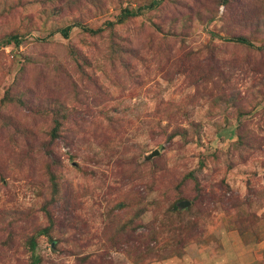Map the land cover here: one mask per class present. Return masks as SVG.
<instances>
[{"label":"rangeland","instance_id":"1","mask_svg":"<svg viewBox=\"0 0 264 264\" xmlns=\"http://www.w3.org/2000/svg\"><path fill=\"white\" fill-rule=\"evenodd\" d=\"M0 264H264V0H0Z\"/></svg>","mask_w":264,"mask_h":264},{"label":"trees","instance_id":"2","mask_svg":"<svg viewBox=\"0 0 264 264\" xmlns=\"http://www.w3.org/2000/svg\"><path fill=\"white\" fill-rule=\"evenodd\" d=\"M139 10H140V9H139ZM139 10H137V11H128V10H125L124 12H125V14H127V15H136V14L139 12ZM111 24H112L111 22H108V23H107V25H111ZM72 27H73V25H67V26L61 28L59 31H60V33L63 35V37H68V36H69V32H70V30L72 29ZM83 28L86 29V27H83ZM86 30H89V29H86ZM100 30H102V28L93 29L92 32H98V31H100ZM13 39H14V41H15V40H17V37L14 36ZM236 40L251 45V42H249L246 38H243V37H237Z\"/></svg>","mask_w":264,"mask_h":264},{"label":"water","instance_id":"3","mask_svg":"<svg viewBox=\"0 0 264 264\" xmlns=\"http://www.w3.org/2000/svg\"><path fill=\"white\" fill-rule=\"evenodd\" d=\"M157 154H159V150H158V149H155V150H153V151L150 153L149 156H154V155H157ZM188 204H189V201H181V202L179 203V206H180V207H185V206L188 205Z\"/></svg>","mask_w":264,"mask_h":264}]
</instances>
